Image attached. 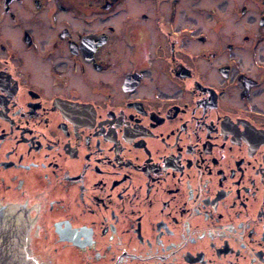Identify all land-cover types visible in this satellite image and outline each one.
<instances>
[{
    "label": "flooded vegetation",
    "instance_id": "1",
    "mask_svg": "<svg viewBox=\"0 0 264 264\" xmlns=\"http://www.w3.org/2000/svg\"><path fill=\"white\" fill-rule=\"evenodd\" d=\"M264 264V0H0V263Z\"/></svg>",
    "mask_w": 264,
    "mask_h": 264
},
{
    "label": "water",
    "instance_id": "2",
    "mask_svg": "<svg viewBox=\"0 0 264 264\" xmlns=\"http://www.w3.org/2000/svg\"><path fill=\"white\" fill-rule=\"evenodd\" d=\"M0 264H10V263H4V262H3V263H0ZM16 264H17V263H16ZM20 264H21V263H20Z\"/></svg>",
    "mask_w": 264,
    "mask_h": 264
},
{
    "label": "rangeland",
    "instance_id": "3",
    "mask_svg": "<svg viewBox=\"0 0 264 264\" xmlns=\"http://www.w3.org/2000/svg\"><path fill=\"white\" fill-rule=\"evenodd\" d=\"M17 264H20V263H17Z\"/></svg>",
    "mask_w": 264,
    "mask_h": 264
}]
</instances>
